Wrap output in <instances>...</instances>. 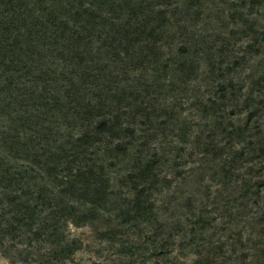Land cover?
<instances>
[{
	"label": "trees",
	"instance_id": "16d2710c",
	"mask_svg": "<svg viewBox=\"0 0 264 264\" xmlns=\"http://www.w3.org/2000/svg\"><path fill=\"white\" fill-rule=\"evenodd\" d=\"M215 2L0 0L3 256L63 264L92 225L115 264H264V70L194 34Z\"/></svg>",
	"mask_w": 264,
	"mask_h": 264
},
{
	"label": "rangeland",
	"instance_id": "374dc122",
	"mask_svg": "<svg viewBox=\"0 0 264 264\" xmlns=\"http://www.w3.org/2000/svg\"><path fill=\"white\" fill-rule=\"evenodd\" d=\"M217 2L207 4L203 14L193 27V32L200 37L207 46L212 47L213 52L217 46H223L222 53L227 57L235 55L243 57L236 69L238 81L256 76L264 70V57L259 60L254 53L248 51V46L253 40L252 31L246 26H252L256 30L264 28V5L255 0H215ZM238 18L243 20L239 21ZM232 27V29H230ZM246 28V29H245ZM249 31V32H248ZM264 43V41H262ZM250 58V60H249ZM249 60V61H248ZM248 166L244 162L242 166ZM242 170L244 168L242 167ZM194 178L183 186L185 191L191 192L198 189ZM97 226V225H96ZM95 226L68 227L70 238L79 239L82 248L75 253L73 258L63 264H115V249L108 243L98 239ZM25 244H19L22 251ZM23 254L25 252L23 251ZM24 256V255H23ZM192 257L180 258V264H190ZM0 264H26L21 260L12 261L0 253Z\"/></svg>",
	"mask_w": 264,
	"mask_h": 264
}]
</instances>
